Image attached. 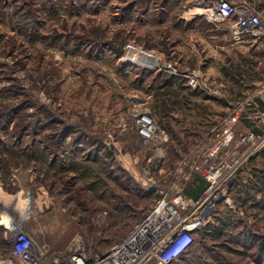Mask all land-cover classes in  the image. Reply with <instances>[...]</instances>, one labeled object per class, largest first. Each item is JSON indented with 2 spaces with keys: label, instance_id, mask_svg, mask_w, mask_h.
Wrapping results in <instances>:
<instances>
[{
  "label": "rangeland",
  "instance_id": "1",
  "mask_svg": "<svg viewBox=\"0 0 264 264\" xmlns=\"http://www.w3.org/2000/svg\"><path fill=\"white\" fill-rule=\"evenodd\" d=\"M249 1L264 19V0ZM207 7L208 0H0V264H15L7 255L15 232L30 240L36 264H68L75 248L102 254L208 139L199 112L217 119L258 93L264 41L229 49L226 24L210 22ZM127 44L195 72L199 85L172 74L158 89L170 73L126 58ZM139 110L168 132L160 150L142 142L132 121ZM259 196L251 206L221 205L237 209L231 232L245 226L264 239ZM231 232L208 241L215 252L201 241V264H264V254Z\"/></svg>",
  "mask_w": 264,
  "mask_h": 264
},
{
  "label": "built area",
  "instance_id": "2",
  "mask_svg": "<svg viewBox=\"0 0 264 264\" xmlns=\"http://www.w3.org/2000/svg\"><path fill=\"white\" fill-rule=\"evenodd\" d=\"M208 4L203 10L205 17L214 25L225 23L234 41L241 42L246 35L253 41H264V19L251 1L208 0ZM124 54L146 67L184 77L190 87L199 85L195 72H183L175 62L163 59L155 50L127 44ZM132 121L144 144L150 143L160 150L169 140L166 129L149 112L137 111ZM205 138L208 139L192 148V156H183L172 174L175 178L172 184L159 188L150 209L124 239L95 257L75 248L68 264H172L180 260L196 233L212 220L219 203L223 201L233 207L230 185L249 160L264 148V84L256 95L245 94L236 99ZM193 171L205 181L196 197L185 192ZM247 176L251 177L250 170L244 181ZM7 255L15 264L39 261L31 251L30 240L19 232L10 236Z\"/></svg>",
  "mask_w": 264,
  "mask_h": 264
},
{
  "label": "trees",
  "instance_id": "3",
  "mask_svg": "<svg viewBox=\"0 0 264 264\" xmlns=\"http://www.w3.org/2000/svg\"><path fill=\"white\" fill-rule=\"evenodd\" d=\"M161 73V72H160ZM162 81L159 83L158 89L161 87L163 90L166 86H168L171 81L176 80L172 74L165 73ZM164 93V92H163ZM168 92H165V94ZM260 103H263L260 98H257ZM201 115V119L197 121L198 126L205 129L207 132L210 128H212L216 123L217 119L211 118L209 113H204L203 111L199 112ZM192 121H190V126L193 129ZM195 127V126H194ZM191 128L189 134L194 135V132ZM187 129V128H186ZM193 131V132H192ZM188 134V135H189ZM251 171V177L246 175L248 171ZM205 185V181L199 176H194L189 184H187L185 188V192L191 196L196 197L199 195L201 190ZM264 192V148L255 154L248 162L247 166H244L237 174L235 180L229 187V195L233 198V202L237 204V208L246 207L248 205L251 206V201H255L260 194ZM253 204V203H252ZM222 206H226V204L221 201L217 207V210L212 216V220L208 221L201 230H199L189 248L185 251L183 257L174 262L172 264H201V249L206 245L207 248L215 252L213 247V243L208 244L210 239L214 241H218L227 231L231 232V225L229 223L233 221L235 211L230 209H225L224 211L221 208ZM243 220V219H242ZM245 223V221H244ZM243 223V224H244ZM245 225V224H244ZM231 233L232 239L238 240V235L242 238L244 245H248L249 248L255 247L257 249V253H259V257L263 259L262 255L264 254V239L262 236H257L252 230L248 227L240 228L239 230H233ZM201 241H204V245L201 244ZM239 241V243H241ZM196 243L199 246L196 247ZM225 242H220L223 244ZM199 247V248H198ZM215 255V254H213ZM200 260V261H199Z\"/></svg>",
  "mask_w": 264,
  "mask_h": 264
},
{
  "label": "crops",
  "instance_id": "4",
  "mask_svg": "<svg viewBox=\"0 0 264 264\" xmlns=\"http://www.w3.org/2000/svg\"><path fill=\"white\" fill-rule=\"evenodd\" d=\"M218 25H216V27H217ZM216 35V34H215ZM227 39H228V42H229V49H231V50H248V48H247V46L248 45H252V40L250 39V37L248 36V35H246L245 37H244V40L243 41H241V42H236V41H234L231 37H230V35H229V33H228V31H227ZM216 37V36H215ZM211 38L212 39H214V34H211ZM217 118H218V116H217ZM2 217V216H1ZM2 222L4 223V220L3 221H1L0 223V226H3L2 225ZM6 224H4V226L3 227H6L5 226ZM26 238H28V237H26Z\"/></svg>",
  "mask_w": 264,
  "mask_h": 264
}]
</instances>
